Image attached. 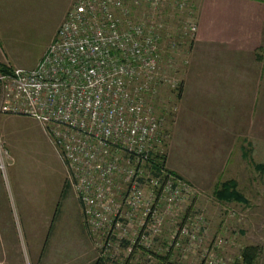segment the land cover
<instances>
[{
  "label": "rangeland",
  "instance_id": "1",
  "mask_svg": "<svg viewBox=\"0 0 264 264\" xmlns=\"http://www.w3.org/2000/svg\"><path fill=\"white\" fill-rule=\"evenodd\" d=\"M74 2H1L0 65L35 68ZM181 27L179 20L170 27L180 43ZM181 52L180 63L188 57L187 51ZM166 59L163 69L179 82L183 67H173ZM170 89L164 85L155 100L158 104L165 95L162 104L171 113L166 114L159 151L166 169L183 185L174 194L158 196L146 185L138 209L127 206L129 196L120 190L106 196L110 207L97 210L98 215L85 210L49 132L34 119L2 115L0 130L11 158L7 173L0 170V252L3 246H13L16 253L20 247L26 264H32L26 256L29 243L51 234L55 238L44 254H61L62 264H95L100 258L105 264H236L249 245L259 248L254 264H264V171L254 166L264 164V152L259 147L254 153L243 140L227 152L225 146L184 147L179 134L176 147L170 120L176 117L180 88L174 94ZM180 168L200 176L193 178L197 183L179 173ZM226 182L236 183L240 198H218L215 191ZM39 206L44 211L35 209ZM38 243L33 245H44Z\"/></svg>",
  "mask_w": 264,
  "mask_h": 264
},
{
  "label": "built area",
  "instance_id": "2",
  "mask_svg": "<svg viewBox=\"0 0 264 264\" xmlns=\"http://www.w3.org/2000/svg\"><path fill=\"white\" fill-rule=\"evenodd\" d=\"M194 5L75 0L35 68L0 67V117H28L49 132L85 210L108 209L106 196L120 190L127 206L138 209L146 185L156 196L182 188L173 174L151 171L167 123L166 96L161 108L155 100L164 85L172 94L180 88L162 65L164 57L173 67L186 63L178 58L183 49L189 54L196 36ZM176 20L183 21L181 43L170 28ZM10 158L0 130L3 174Z\"/></svg>",
  "mask_w": 264,
  "mask_h": 264
},
{
  "label": "crops",
  "instance_id": "3",
  "mask_svg": "<svg viewBox=\"0 0 264 264\" xmlns=\"http://www.w3.org/2000/svg\"><path fill=\"white\" fill-rule=\"evenodd\" d=\"M33 1L50 0H0V3ZM194 3L198 29L188 62L181 65L184 69L181 74L178 72L182 91L175 120H170L174 122L172 140L176 144L179 134L184 147L225 146V152L237 144L241 146L239 142L243 140L255 148L254 153L259 147L264 152V0H194ZM178 172L184 174L181 168ZM189 174L184 175L191 180L200 177ZM42 208L35 209L44 211ZM55 216L56 213L51 217L49 230ZM54 238L49 234L44 240L29 243L26 256L30 263L62 264L61 254H44ZM38 242L44 245H33ZM19 248L16 253L13 246H3L0 261L20 264L21 260L26 264Z\"/></svg>",
  "mask_w": 264,
  "mask_h": 264
},
{
  "label": "trees",
  "instance_id": "4",
  "mask_svg": "<svg viewBox=\"0 0 264 264\" xmlns=\"http://www.w3.org/2000/svg\"><path fill=\"white\" fill-rule=\"evenodd\" d=\"M194 7L196 8V5H194ZM193 44V42L191 43V45ZM191 47V46H190ZM188 61H186L187 63ZM184 63V64H186ZM2 69H5L4 65H0ZM181 91H182V85L180 86V89L178 91V96L180 97L181 95ZM166 114V113H165ZM171 115V113H168L167 116ZM166 116V119H167ZM243 152L246 154V156L248 155L247 150L244 148ZM156 164H154L152 166V173L154 174L155 171H160L161 169L164 170L165 172L171 173L174 176L178 177L179 176L177 174H174V172L169 171L166 169L165 167V156L162 154L161 156L158 157V161L155 162ZM258 170L264 171V164H255L254 165ZM216 195L218 196V198H227V199H232L234 197H239L241 196L240 191H238V189L236 188V183L235 182H230V183H223L222 184V188L221 189H217L216 191ZM240 198V197H239ZM258 247L256 245H249L243 248V250L241 251L240 254V258L237 259L236 264H254V262L257 259L258 256ZM95 264H105V263H101V258L96 260Z\"/></svg>",
  "mask_w": 264,
  "mask_h": 264
}]
</instances>
